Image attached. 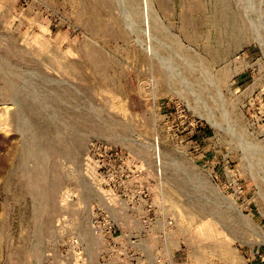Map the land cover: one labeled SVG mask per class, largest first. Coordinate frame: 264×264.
<instances>
[{"label": "rangeland", "instance_id": "obj_1", "mask_svg": "<svg viewBox=\"0 0 264 264\" xmlns=\"http://www.w3.org/2000/svg\"><path fill=\"white\" fill-rule=\"evenodd\" d=\"M133 1L0 0V264H264V0Z\"/></svg>", "mask_w": 264, "mask_h": 264}, {"label": "built area", "instance_id": "obj_2", "mask_svg": "<svg viewBox=\"0 0 264 264\" xmlns=\"http://www.w3.org/2000/svg\"><path fill=\"white\" fill-rule=\"evenodd\" d=\"M104 218L106 221L103 224L98 214H92L91 224H92L94 233H96L105 243V245H107L104 253H106L108 255L107 258L111 260L110 264H123V262L125 261L127 257L131 258L132 261L136 260L135 257H137L138 258L136 261L137 264H147L142 258L143 253L140 251L138 252V250L145 249L143 246H141V244H140L141 248L138 246V244L135 247L133 246H130V247L125 246L123 248L120 247L119 250L118 248H116L117 246L116 244H118V240L120 238V236L118 237L115 236L117 232V227H116L117 225L110 216L108 217V219L106 217ZM141 231L142 233L148 236L149 234H154L156 235L155 237H161V236H164V234H166V231L161 230L159 228H155V227L151 228V230L145 227V228H142ZM121 234H124V233L121 232ZM117 250H118L119 256L118 255L115 256V253ZM153 251L154 252L156 251L158 254L154 257V261L150 264H166L167 263L168 259L165 256L159 254L160 252L165 251L164 244L155 245V247H153ZM113 259H116V261L112 263Z\"/></svg>", "mask_w": 264, "mask_h": 264}, {"label": "bare ground", "instance_id": "obj_3", "mask_svg": "<svg viewBox=\"0 0 264 264\" xmlns=\"http://www.w3.org/2000/svg\"><path fill=\"white\" fill-rule=\"evenodd\" d=\"M135 1H136V0H135ZM135 1H133V3H134ZM145 2H146V1H145ZM137 3H138V2H137ZM139 3H140V2H139ZM130 5H132V3H131ZM134 5H135V4H134ZM134 5H133V6H134ZM138 5H139V4H136L135 7H136V6L139 7ZM141 6H142V5H141ZM145 7H146V6H145ZM133 8H134V7H133ZM148 10H149V9H148ZM148 10H147V11H148ZM137 11H138V10H137ZM140 11H141V10H140ZM124 13H125V12H124ZM128 14H129V13H128ZM135 14H136V13H135ZM137 14H138V12H137ZM139 14H140V13H139ZM141 14H142V13H141ZM147 15H148V14H147ZM134 16H135V15H134ZM140 16H141V15H140ZM143 16H144V15H143ZM88 17H89V16H88ZM136 17H137V16H136ZM148 17H149V15H148ZM134 18H135V17H134ZM139 18H142V17H139ZM136 19H138V18H136ZM143 19H144V18H143ZM147 19H148V18H147ZM129 20H130V19H129ZM141 20H142V19H141ZM151 20H152V18H151ZM146 22H147V20H146ZM148 22H149V21H148ZM134 23H135V22H134ZM134 23H133V24H134ZM143 23H144V22H143ZM153 26H154V25H153ZM153 26H152V27H153ZM148 27H149V26H148ZM152 27H151V29H153V31H154L155 29H154V27H153V28H152ZM158 28H160V27H158ZM157 30H158V29H157ZM148 31H149V30H148ZM150 32H151V31H150ZM148 34H149V33H148ZM149 35H151V34H149ZM172 39H173V38H172ZM172 41H173V40H172ZM175 43H176V42H175ZM176 46H177V45H176ZM178 46H179V45H178ZM6 48H7V47H6ZM179 48H180V47H179ZM151 49H152V48H151ZM148 51H149V50H148ZM150 52H151V51H150ZM4 66H5V65H4ZM8 68H9V67H8ZM10 86H11V84H10ZM10 88H11V87H10ZM10 88H9V89H10ZM7 89H8V88H7ZM17 89H18V88H17ZM7 91H8V90H7ZM9 91H10V90H9ZM26 91H27V90H26ZM13 93H14V92H13ZM28 93H29V92H28ZM18 95H19V94H18ZM9 97H10V96H9ZM13 97H14V96H13ZM57 98H58V97H57ZM17 99H18V98H17ZM10 100H12V99H10ZM13 100H14V99H13ZM53 100H54V99H53ZM58 100L60 101V98H59ZM51 101H52V100H51ZM12 102H13V101H12ZM21 103H22V102H21ZM21 103H20V104H21ZM57 103H59V102H57ZM57 103H56V104H57ZM56 104H55V105H56ZM17 105H18V104H17ZM22 106H23V105H22ZM27 106H28V105H27ZM84 107H85V106H84ZM88 108H89V107H88ZM38 109H39V108H38ZM63 110H64V109H63ZM63 110H62V111H63ZM27 111H28V109H27ZM76 111H78V110H76ZM90 111H91V110H90ZM69 112H70V110H69ZM31 113H32V112H31ZM31 113H30V114H31ZM38 113H39V112H38ZM81 113H82V112H81ZM92 115H94V114H92ZM33 116H34V115H33ZM73 117H74V116H72V118H73ZM93 117H94V116H93ZM34 118H35V117H34ZM102 120H103V119H102ZM61 121H62V120H61ZM61 121H60V122H61ZM74 121H75V120H74ZM78 121H79V120H78ZM72 123H73V122H72ZM106 123H107V122H106ZM210 123H211V122H210ZM42 124H43V123H42ZM45 124H46V123H45ZM70 124H71V123H70ZM92 124H93V123H92ZM108 124H109V123H108ZM77 125H78V124H77ZM37 126H38V125H37ZM41 127H42V126H41ZM77 127H78V126H77ZM42 128H46V127H42ZM67 128H68V127H67ZM72 128H73V127H72ZM40 129H41V128H40ZM40 129H39V130H40ZM70 129H71V128H70ZM75 129H76V128H75ZM41 130H43V129H41ZM77 130H78V129H77ZM45 131H46V130H45ZM86 131H87V130H86ZM43 132H44V131H43ZM47 132H48V131H47ZM47 132H46V133L44 132V133H45V137H47V136H46ZM50 136H51V133H50ZM65 138H66V137H65ZM49 139H50V138H49ZM157 148H158V147H157ZM159 152H160V151H159ZM156 158H157V157H156ZM160 159H161V158H160ZM157 161H158V160H157ZM160 170H161V168H160ZM176 176H177V175H176ZM180 176H181V175H180ZM176 183H177V182H176ZM184 185H185V184H184ZM185 190H186V189H185ZM197 196H198V195H197ZM197 196H196V197H197ZM198 197H199V196H198ZM190 202H191V200H190ZM202 203H203V202H202ZM239 220H240V219H239ZM242 226H243V225H242ZM83 231H84V230H83Z\"/></svg>", "mask_w": 264, "mask_h": 264}]
</instances>
